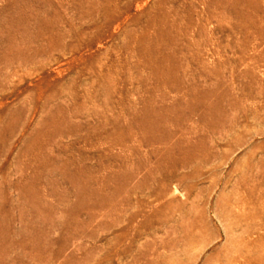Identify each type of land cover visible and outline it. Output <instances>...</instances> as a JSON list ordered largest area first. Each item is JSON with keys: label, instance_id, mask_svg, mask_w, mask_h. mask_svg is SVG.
<instances>
[{"label": "rangeland", "instance_id": "1", "mask_svg": "<svg viewBox=\"0 0 264 264\" xmlns=\"http://www.w3.org/2000/svg\"><path fill=\"white\" fill-rule=\"evenodd\" d=\"M0 264H264V0H0Z\"/></svg>", "mask_w": 264, "mask_h": 264}]
</instances>
